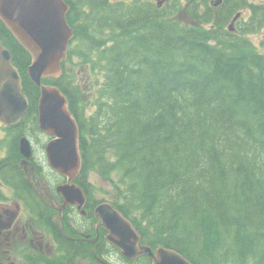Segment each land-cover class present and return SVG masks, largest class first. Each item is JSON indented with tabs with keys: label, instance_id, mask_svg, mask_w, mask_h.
<instances>
[{
	"label": "trees",
	"instance_id": "obj_1",
	"mask_svg": "<svg viewBox=\"0 0 264 264\" xmlns=\"http://www.w3.org/2000/svg\"><path fill=\"white\" fill-rule=\"evenodd\" d=\"M66 1L68 57L43 81L69 99L82 169L112 180L122 210L194 264H264V53L247 35L264 27L258 6L234 32L226 17L245 0H228L214 29L183 24L177 6ZM4 32L35 106L31 54L0 21ZM81 71L102 76L94 109Z\"/></svg>",
	"mask_w": 264,
	"mask_h": 264
},
{
	"label": "flooded vegetation",
	"instance_id": "obj_2",
	"mask_svg": "<svg viewBox=\"0 0 264 264\" xmlns=\"http://www.w3.org/2000/svg\"><path fill=\"white\" fill-rule=\"evenodd\" d=\"M182 1L112 0L165 11L177 6L184 19L192 5L197 9L192 23L212 27L228 0ZM257 6L263 17L264 0ZM0 45L12 51L14 62L12 47L16 44L6 32L0 33ZM0 56L4 61L3 51ZM4 84L0 80V264H154L146 247L154 252L162 246L176 249L147 225L148 219L127 214L117 199L105 194L107 183L94 171L81 168L68 175L52 167L47 147L54 136L40 127L39 99L33 106L29 97V108L22 117L9 120ZM103 203L111 204L136 228L140 240L131 255L113 241L114 234L106 225L109 220L102 216Z\"/></svg>",
	"mask_w": 264,
	"mask_h": 264
},
{
	"label": "water",
	"instance_id": "obj_3",
	"mask_svg": "<svg viewBox=\"0 0 264 264\" xmlns=\"http://www.w3.org/2000/svg\"><path fill=\"white\" fill-rule=\"evenodd\" d=\"M68 10L69 5L64 0H0V18L32 56L29 75L41 88L40 127L54 136L47 147L49 162L60 172L73 175L82 165L79 124L62 90L56 84L43 83L45 77L62 74L63 61L68 57V47L74 35V29L67 21ZM0 51H5L7 56L6 61H1L0 56V80L5 82L3 97L8 98L6 117L9 120L15 116L21 118L29 107V100L23 92L21 75L11 63L10 51L1 46ZM101 208L103 219L109 220L106 225L114 234L115 244L131 255L137 247L135 236L137 240L139 238L134 226L111 204L103 203ZM107 209L111 212L105 211ZM146 249L154 264H193L170 248H159L156 253L151 248Z\"/></svg>",
	"mask_w": 264,
	"mask_h": 264
},
{
	"label": "rangeland",
	"instance_id": "obj_4",
	"mask_svg": "<svg viewBox=\"0 0 264 264\" xmlns=\"http://www.w3.org/2000/svg\"><path fill=\"white\" fill-rule=\"evenodd\" d=\"M250 1H252V2H255V3H260L262 0H250ZM180 2L183 4L184 3V1H182V0H180ZM178 13V15H179V17L182 19V23L183 24H186L187 22H190L191 20H190V14H188L187 13V19H184V14H181V12L179 11V12H177ZM178 15H176V16H178ZM249 17V12L248 11H246L245 12V14H244V16L242 17L243 18V20L244 19H246V18H248ZM230 20H231V18H229V20H228V22H227V25L229 24V22H230ZM231 31H234V30H231ZM234 32H236V31H234ZM249 37H251L252 38V40L254 41V43L261 49V50H263L264 51V30L263 31H259V32H257V33H254V34H247ZM76 45V44H75ZM75 47H77V46H75ZM77 61V60H76ZM77 65V67H75V72L77 73V70H78V67L80 68V66L78 65V64H76ZM82 68V67H81ZM68 69L71 71V72H73V70L71 69V68H69L68 67ZM84 74H86V75H84ZM78 75L80 76V84H82L83 85V87H82V93L84 94V96L86 97V98H88L89 99V101H90V104H91V106L93 107V109H94V107H96V105L98 104V102H100V100H99V96H98V93H99V91L101 90V80H102V76H101V74L100 73H97V74H95V75H92V74H87V73H85L84 71H81V72H79L78 73ZM83 75V76H82ZM99 76V78H98V80H96L95 79V76ZM84 96H82V97H84ZM93 109L92 108H89L88 109V111H89V113H91L92 111H93ZM103 179V178H102ZM104 180V182L103 183H107V187L109 188V189H111L112 190V193H110L111 194V196L112 197H114L116 194H117V191H116V188L114 187V183L112 182V180H110V179H106V178H104L103 179ZM117 200H119L118 198H117ZM253 264V263H252Z\"/></svg>",
	"mask_w": 264,
	"mask_h": 264
}]
</instances>
